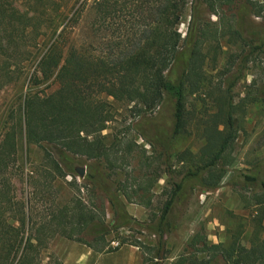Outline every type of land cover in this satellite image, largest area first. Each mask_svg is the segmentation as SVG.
<instances>
[{"label":"trees","instance_id":"16d2710c","mask_svg":"<svg viewBox=\"0 0 264 264\" xmlns=\"http://www.w3.org/2000/svg\"><path fill=\"white\" fill-rule=\"evenodd\" d=\"M118 1L91 0L95 17L101 20L108 17ZM237 1L191 0L187 31L181 36L175 26L187 0H153L148 3L149 7L144 0H128L129 7L140 16L149 9L153 22L125 52L114 57L84 55L72 44L63 49L62 31H58L31 74L33 84L53 76L56 88L49 93H25L20 117L15 125L5 129L0 139V264H38V250L47 244L43 239L45 234L48 238L59 234L98 252L114 251L117 246L111 247L105 242V233L109 228L130 221L117 195L104 192L114 209L113 223L109 227L82 200L75 202L70 214L63 206L45 223L38 221L37 226L33 225L28 200L16 198L7 177V167L15 160L19 127L23 129L26 143L42 149L43 157L55 175H63L61 162L68 154L92 160L106 157L100 133L112 119L113 111L105 97L117 103H132L135 113L167 100L172 117L170 135L174 136L183 132L188 122L184 94L205 90L214 110L201 114L197 122L204 145L197 152L183 149L175 154L180 163V177L175 180V175L168 171L171 186L153 226L157 239L162 237L166 216L182 194L185 181L195 180L206 190L218 185L227 166L233 162L232 149L246 107L254 104L264 109V56L256 66L263 79L258 83L250 79L238 98L232 92L247 69L249 54L264 46L261 38L258 45L252 43L255 34L251 29L244 32L241 5L237 7L234 24L223 13L222 10L234 6ZM201 5L216 17L213 22L197 20ZM59 6L60 0H0V89L17 78L21 62L27 59L29 47L35 44L43 29H51L52 34L55 32L63 19ZM224 38L235 50L227 54L215 76L209 77L204 68L205 61L209 59L211 66H215ZM244 45L250 47L249 52L244 51ZM142 136L147 138L143 132ZM88 167L94 173L99 172L96 164L90 163ZM238 176L245 187L251 188L246 198L254 205L248 246L240 244L236 231L230 234L226 246L220 242L207 245L204 237L195 233L188 246L203 257L197 260L189 253L180 264H264V226L261 223L264 163L252 173L241 171ZM88 177V181L94 182L92 173ZM152 181L153 177L149 186ZM118 192V196L129 200L126 191ZM239 198L244 200L241 194ZM53 221L55 226L70 225V231L54 230ZM74 233L81 234V239L74 237ZM85 234L92 235L90 241L82 238ZM124 243L126 241L122 239L120 244ZM127 244L140 248L135 242ZM209 250L211 254L205 258Z\"/></svg>","mask_w":264,"mask_h":264},{"label":"rangeland","instance_id":"374dc122","mask_svg":"<svg viewBox=\"0 0 264 264\" xmlns=\"http://www.w3.org/2000/svg\"><path fill=\"white\" fill-rule=\"evenodd\" d=\"M119 1L111 14L101 20L95 17L91 0H60L58 11L63 19L59 21L55 32L52 34L51 29H43L44 32L36 38L35 44L29 47L27 59L21 62L17 78L0 89V139L5 129L9 125H15L20 117V106L25 93H49L56 88L53 76L33 84L31 74L39 57L59 30L63 35V49L72 44L84 55L114 57L125 52L151 26L153 16L149 9H145L140 16L129 7L128 0ZM144 1L146 7H149L148 3L153 0ZM190 2L191 0H187L175 26L181 36L187 31ZM240 5L243 7L244 32L251 29L255 34L252 43L258 45L260 38L264 40V0H238L234 6L222 10L233 24ZM197 15L199 22H213L216 18L202 5ZM243 36L246 37V34L243 33ZM220 44L222 50L218 52L215 66H211L209 59L205 61L206 74L212 78L227 54L235 50L234 46L226 44L225 38ZM244 51L249 52L250 47L244 45ZM263 56L264 46L249 54L247 69L232 90L236 98L243 95L250 79L257 83L263 79L262 73L256 68ZM105 98L111 103L113 111L112 119L106 122L100 133L103 135L106 157L92 160L68 154L65 160L60 161L63 175H55L40 147L25 142L22 127L17 130L15 160L7 167V177L16 198L28 200L31 223H35V226L39 222L45 223L48 217L56 214L63 206H66L70 214L75 202L81 203L82 200L109 227L113 223L114 209L106 200L104 192H108L117 195L130 221L117 228H109L104 240L111 247L110 241H117L119 247L122 239L126 243L139 244V249L135 247L144 259L142 264H180L181 259L189 256V253L197 260L201 259L203 254L192 251L188 246L189 239L195 233L204 237L207 245L220 242L226 246L230 234L236 231L239 232L240 244L248 246L254 205L246 198L251 188L241 183L238 174L241 171L252 173L264 163V109H259L254 104L246 107L232 149L233 162L227 166L216 187L206 190L195 180L184 182L182 194L168 212L162 237L158 240L153 226L162 203L168 197L171 186L168 171L178 180L180 163L175 154L183 149L197 152L204 145L197 122L201 114L214 110L210 97L205 90L184 94L188 122L185 130L174 136L170 135L172 117L167 100L151 109L135 113L132 103H117L110 97ZM142 132L149 140L142 136ZM157 140L159 143H156ZM90 163L97 165L98 173L89 169ZM74 166H84L82 179L77 178ZM90 173L93 174L94 182L88 181ZM152 177L153 181L149 186L148 182ZM121 189L129 195L128 201L118 196ZM239 194L244 200L239 198ZM262 212L261 223L264 226V208ZM54 222V230L71 229L68 224L55 226ZM136 222L139 224H135ZM74 235L81 239V234ZM52 237L48 238L45 234L43 239L47 244L38 250V264H61L49 249ZM91 237L92 235L85 234L82 238L90 241ZM210 254L209 250L204 255L205 258Z\"/></svg>","mask_w":264,"mask_h":264},{"label":"crops","instance_id":"0c3cea01","mask_svg":"<svg viewBox=\"0 0 264 264\" xmlns=\"http://www.w3.org/2000/svg\"><path fill=\"white\" fill-rule=\"evenodd\" d=\"M122 244L110 252H98L83 243L55 235L49 249L61 264H142V258L134 245Z\"/></svg>","mask_w":264,"mask_h":264},{"label":"water","instance_id":"95a60500","mask_svg":"<svg viewBox=\"0 0 264 264\" xmlns=\"http://www.w3.org/2000/svg\"><path fill=\"white\" fill-rule=\"evenodd\" d=\"M73 171L76 173L77 178L80 180L84 175V166H74Z\"/></svg>","mask_w":264,"mask_h":264},{"label":"built area","instance_id":"2783aa9c","mask_svg":"<svg viewBox=\"0 0 264 264\" xmlns=\"http://www.w3.org/2000/svg\"><path fill=\"white\" fill-rule=\"evenodd\" d=\"M110 244L114 247V246H118V242L117 241H110Z\"/></svg>","mask_w":264,"mask_h":264}]
</instances>
